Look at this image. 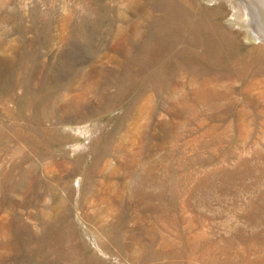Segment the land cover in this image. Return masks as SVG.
Wrapping results in <instances>:
<instances>
[{"label": "rangeland", "instance_id": "rangeland-1", "mask_svg": "<svg viewBox=\"0 0 264 264\" xmlns=\"http://www.w3.org/2000/svg\"><path fill=\"white\" fill-rule=\"evenodd\" d=\"M228 13L0 0V264H264V38Z\"/></svg>", "mask_w": 264, "mask_h": 264}, {"label": "bare ground", "instance_id": "bare-ground-1", "mask_svg": "<svg viewBox=\"0 0 264 264\" xmlns=\"http://www.w3.org/2000/svg\"><path fill=\"white\" fill-rule=\"evenodd\" d=\"M213 1V0H212ZM224 3L235 20L248 26L254 39L264 38V0H214ZM260 36H259V35ZM264 41V39H263ZM84 147V145H83Z\"/></svg>", "mask_w": 264, "mask_h": 264}]
</instances>
